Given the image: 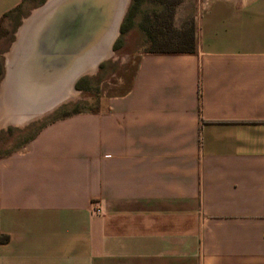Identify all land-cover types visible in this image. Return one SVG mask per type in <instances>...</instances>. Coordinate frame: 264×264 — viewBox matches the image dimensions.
<instances>
[{"label": "crops", "instance_id": "crops-1", "mask_svg": "<svg viewBox=\"0 0 264 264\" xmlns=\"http://www.w3.org/2000/svg\"><path fill=\"white\" fill-rule=\"evenodd\" d=\"M178 11L192 52L0 155V264H264V0Z\"/></svg>", "mask_w": 264, "mask_h": 264}, {"label": "rangeland", "instance_id": "rangeland-1", "mask_svg": "<svg viewBox=\"0 0 264 264\" xmlns=\"http://www.w3.org/2000/svg\"><path fill=\"white\" fill-rule=\"evenodd\" d=\"M47 1L49 0H29L23 4L19 15L1 22L0 89L4 79H6V86L3 87L5 89L3 96L0 93V155L17 150L40 126L55 119L61 109H68L75 104L82 109L94 107L105 97L123 93L130 84L137 55L144 50L143 36L136 27L133 26L123 34H119V25L130 1L119 0V20L117 19L115 35L108 45L110 54L101 58L96 66L90 68V65L85 64L83 68L81 67L79 76L73 83L70 80L72 74H64L62 80H59L60 83L52 89V95L49 93L45 99L39 101L38 106L34 108L28 105L23 106L18 96L19 81L16 69L20 60L19 56L26 44L22 41L17 49L13 50V47L18 30L24 21ZM202 3L203 0H182L177 5L178 12L181 14L186 9L200 7ZM137 19L138 17L135 16L133 21L136 22ZM173 24L175 27L180 26L179 22H173ZM45 100L46 102L43 103ZM35 109L44 110L34 113ZM7 112L9 114L12 112L15 118H8Z\"/></svg>", "mask_w": 264, "mask_h": 264}, {"label": "water", "instance_id": "water-1", "mask_svg": "<svg viewBox=\"0 0 264 264\" xmlns=\"http://www.w3.org/2000/svg\"><path fill=\"white\" fill-rule=\"evenodd\" d=\"M110 1L52 2L55 5L45 13L42 23L27 35L17 63L18 96L23 106H38L66 74H72L73 83L85 64L96 66L101 45L108 43L119 20V0ZM47 2L41 6L43 9L49 8L50 4L44 6ZM42 110L35 109L34 113Z\"/></svg>", "mask_w": 264, "mask_h": 264}, {"label": "trees", "instance_id": "trees-1", "mask_svg": "<svg viewBox=\"0 0 264 264\" xmlns=\"http://www.w3.org/2000/svg\"><path fill=\"white\" fill-rule=\"evenodd\" d=\"M27 1L29 0H20L18 6L4 13L0 17V26L3 20L19 15L23 4ZM181 1L182 0H130L119 25V34H123L133 26L139 29L145 44L143 52L146 53L192 52L194 49V30L192 22L181 24L178 27H175L173 24L175 8ZM135 16L138 17L136 22L133 21ZM113 48H115V46H113ZM1 74L2 69L0 65V78ZM75 86L77 87V84ZM83 110L84 109L75 104L68 109H61L60 114L56 118L67 117ZM38 129L29 139L36 134ZM5 239V237H0V242Z\"/></svg>", "mask_w": 264, "mask_h": 264}, {"label": "bare ground", "instance_id": "bare-ground-1", "mask_svg": "<svg viewBox=\"0 0 264 264\" xmlns=\"http://www.w3.org/2000/svg\"><path fill=\"white\" fill-rule=\"evenodd\" d=\"M56 0H49L44 6L45 8L47 7L48 4L49 5V8L46 10V9H43L42 7H40L39 9L35 10L34 12H32L31 16L29 19L25 20L23 25L21 26V28L18 30V33H17V39H16V43L13 47V50L14 49H17V47L23 42H25L27 35H30L31 33V30H34L39 24L42 23V21L44 20V15L45 13L51 8L53 7L55 4L52 3V2H55ZM110 1V0H109ZM111 2V1H110ZM54 4V5H53ZM43 19V20H42ZM50 19H51V16H50ZM49 19V20H50ZM117 21V20H116ZM115 21V22H116ZM114 28L112 30V34H111V37H109L107 40H108V43L105 45H101V48L99 50V56H98V59L100 58H104L106 56H108L110 54V49H109V44H110V40L112 39V37L115 35V31H116V23L114 24ZM31 26V27H30ZM110 34V33H109ZM109 36V35H107ZM26 37V38H25ZM25 38V39H24ZM89 66V64L87 65ZM92 64L90 65V68H91ZM89 68V69H90ZM86 69V68H85ZM4 86H6V79H4V84L2 85L1 89H0V93H2V96H3V91H5V89L3 88ZM47 96V94H46ZM45 96V97H46ZM1 111V110H0ZM28 111V110H27ZM7 117L10 118V119H14V115H12V112L11 114H9L7 112Z\"/></svg>", "mask_w": 264, "mask_h": 264}]
</instances>
